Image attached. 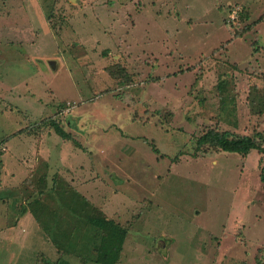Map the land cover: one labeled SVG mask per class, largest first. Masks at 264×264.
Returning a JSON list of instances; mask_svg holds the SVG:
<instances>
[{
  "label": "rangeland",
  "instance_id": "1",
  "mask_svg": "<svg viewBox=\"0 0 264 264\" xmlns=\"http://www.w3.org/2000/svg\"><path fill=\"white\" fill-rule=\"evenodd\" d=\"M263 175L264 0H0V264H264Z\"/></svg>",
  "mask_w": 264,
  "mask_h": 264
},
{
  "label": "trees",
  "instance_id": "2",
  "mask_svg": "<svg viewBox=\"0 0 264 264\" xmlns=\"http://www.w3.org/2000/svg\"><path fill=\"white\" fill-rule=\"evenodd\" d=\"M58 132L60 134H65L63 129H59ZM66 135V134H65ZM232 133L228 130L224 131H217V130H209L206 133H204L202 136L198 138V144L202 146H208L213 148H218L223 151H231V152H237L242 155H247L252 149H258L260 151H263V149L260 147V145L256 142L254 138H251L249 136H239V139L233 140L231 138ZM264 179V175L262 176ZM71 192H66V194H70ZM77 194V193H76ZM78 195V194H77ZM64 204L67 206H71L72 203L66 199V195L64 198ZM82 218H85V223L88 224H94L98 227H101V231H99L100 239L109 241L107 245L110 244V242L114 243L113 241L109 240V238L112 237V235L118 239L115 243L118 249H120L121 244L119 243L121 239L126 237L127 235V228L120 224L119 222H116L114 220H111L107 218L103 213L100 215H93L94 209L91 206H82ZM57 238V237H54ZM63 251H66L65 249ZM108 251V249H107ZM111 249L109 253H106L107 258L105 257L106 261L108 260L110 256ZM47 264H62L60 260H47Z\"/></svg>",
  "mask_w": 264,
  "mask_h": 264
},
{
  "label": "crops",
  "instance_id": "3",
  "mask_svg": "<svg viewBox=\"0 0 264 264\" xmlns=\"http://www.w3.org/2000/svg\"><path fill=\"white\" fill-rule=\"evenodd\" d=\"M78 195H77V194ZM82 194V193H81ZM80 194V191L77 189V191H75V196H71V194L70 195H68V196H66V199H68L71 203H72V205L69 207V206H67L66 204H64V200L62 199L61 200V202H63V205H61V208H65L66 209V211L68 212V210H70V212H72V214L75 216V217H78V218H80V219H82V216H77L78 215V209H79V207H84V206H90V204L88 203V201L86 200V198H88L87 196H85L84 194H82L81 195ZM84 196V197H83ZM78 202H80V203H83L81 206H79L78 205ZM24 224H25V222H24ZM22 225V224H20L21 226L18 228H15V234H16V237L14 238V240H15V242L17 241V234H28L29 233V231L27 230V227H24V229L26 230V231H23L22 229H23V227L22 226H26V225ZM25 240V239H24ZM117 254V256H118V253H116ZM121 256H122V254H121ZM105 257L107 258V256H106V254H104V255H102V256H99V258L100 259H105ZM119 259V258H118ZM118 259H116V261L115 262H113L112 264H119V262H120V259H121V257H120V259L118 260ZM105 262H106V260H105ZM107 263V262H106Z\"/></svg>",
  "mask_w": 264,
  "mask_h": 264
}]
</instances>
